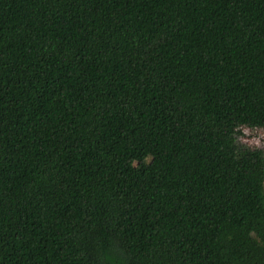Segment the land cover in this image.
Returning <instances> with one entry per match:
<instances>
[{
	"label": "trees",
	"instance_id": "obj_1",
	"mask_svg": "<svg viewBox=\"0 0 264 264\" xmlns=\"http://www.w3.org/2000/svg\"><path fill=\"white\" fill-rule=\"evenodd\" d=\"M264 0H0V264H264Z\"/></svg>",
	"mask_w": 264,
	"mask_h": 264
},
{
	"label": "rangeland",
	"instance_id": "obj_2",
	"mask_svg": "<svg viewBox=\"0 0 264 264\" xmlns=\"http://www.w3.org/2000/svg\"><path fill=\"white\" fill-rule=\"evenodd\" d=\"M241 134L235 140L238 150L242 148L258 150L260 153V163L264 169V127L251 128L248 126L239 127Z\"/></svg>",
	"mask_w": 264,
	"mask_h": 264
}]
</instances>
